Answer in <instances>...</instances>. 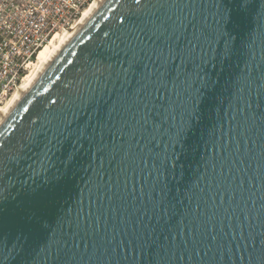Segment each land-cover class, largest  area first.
I'll return each mask as SVG.
<instances>
[{
    "label": "water",
    "instance_id": "1",
    "mask_svg": "<svg viewBox=\"0 0 264 264\" xmlns=\"http://www.w3.org/2000/svg\"><path fill=\"white\" fill-rule=\"evenodd\" d=\"M147 2L167 32L140 23L143 3L102 0L1 121L0 264H129L132 242L145 244L137 264H260L264 0H179L197 11L179 39L171 0ZM203 19L179 77L180 58L168 69L175 91L137 95L161 67L146 48H184Z\"/></svg>",
    "mask_w": 264,
    "mask_h": 264
},
{
    "label": "built area",
    "instance_id": "2",
    "mask_svg": "<svg viewBox=\"0 0 264 264\" xmlns=\"http://www.w3.org/2000/svg\"><path fill=\"white\" fill-rule=\"evenodd\" d=\"M95 0H0V102L55 33L71 28Z\"/></svg>",
    "mask_w": 264,
    "mask_h": 264
},
{
    "label": "snow or ice",
    "instance_id": "3",
    "mask_svg": "<svg viewBox=\"0 0 264 264\" xmlns=\"http://www.w3.org/2000/svg\"><path fill=\"white\" fill-rule=\"evenodd\" d=\"M136 5H141L142 3L144 4V8L141 9V12H144V9L149 8V3L147 2V0H134ZM163 6V5H161ZM155 5L151 4V9L154 8ZM169 9H175L176 11L173 12V15H176L177 12L180 13V15L178 16V22L177 24L172 26V36H174L176 39H179L180 37H184L185 35V20H195L197 11H196V6L195 3L192 4H180L179 0H171V2L168 5ZM190 9L189 11V16L188 17H184L183 13L181 12V9ZM149 12H144V14L146 15V19L142 20L140 23L144 24L145 21L149 24H152L153 27L151 29V34L154 37L159 38L160 35H162L164 32H167L168 30L166 28H164V25L162 24H156L155 21L151 20L149 18ZM123 22V21H122ZM205 24L206 21L203 19L202 21L199 22V26L196 27L194 26V30L192 33V37L191 40L188 41L185 45L184 48L182 49H176L175 47H173V45L169 44L167 46V48L164 47H154V46H148L145 50L146 55L150 56V57H155L156 61H158L161 65V67L159 69H154L150 74H148L147 72L145 73H141V81H144V83L142 84V86L140 88L137 89V95L141 92L146 91V89L148 88L149 85H151L153 88L156 89V92L151 93V95L154 97L157 92L160 89H165L168 90L171 88L172 91H175L176 89V79L173 80H169L168 79V69L169 67L172 65V62L174 59L176 58H180L181 64H180V68H178L176 70L177 72V77H179V75L182 72L183 69V64H184V60L185 58H191L193 53L195 52V48L193 47L194 44H196L197 42L204 40L205 38ZM144 29L143 27H139V26H134L129 33H134L137 35V37H139V34L141 32H143ZM171 38V37H169ZM138 62L137 57L135 54H133V57L129 60L128 62V68L125 69V74H127L128 72H131L133 70V65L136 64ZM97 72H99L101 70V66L99 67H95L94 68ZM151 77H155V80L153 81L151 79ZM242 92L244 91L243 89L241 90ZM145 99H147V97H145ZM162 101H164L163 104L158 105L159 107L163 108V111L168 113L169 115L174 113L175 108L173 105V101L169 100L167 96L161 97L160 98ZM149 103H151L152 101L149 100ZM55 103V101L53 102ZM250 106V105H249ZM140 121H143L144 123H149L150 121L147 118V114L146 113H141L140 115ZM140 121H138L137 123H139ZM118 132H121V129H117ZM129 136L134 135V131H130ZM126 156L128 155L127 153L125 154ZM77 228H79V224H77ZM195 238V237H193ZM241 239L245 240V244L243 247L247 248L249 246V243H251L252 248L256 247V237L255 235H249L248 237H244L243 234H241ZM259 247L261 249V251H264V235H262V238L259 242ZM144 248H145V244L141 243L138 247L135 244V242H132V247H131V261L129 262V264H137V258L139 257L141 262L143 261V257H144ZM113 252L115 253L116 256L120 255V246L117 245V247L115 249H113ZM73 259H75V257H73ZM177 262L179 264V261L181 259H191V257H177ZM249 260H252V255L251 252L249 253ZM260 259V264H264V256L259 257ZM124 260L128 261L129 260V252L127 247H125L124 249ZM90 264V262H89ZM108 264H112V261L109 260ZM117 264H120L119 260H117Z\"/></svg>",
    "mask_w": 264,
    "mask_h": 264
},
{
    "label": "bare ground",
    "instance_id": "4",
    "mask_svg": "<svg viewBox=\"0 0 264 264\" xmlns=\"http://www.w3.org/2000/svg\"><path fill=\"white\" fill-rule=\"evenodd\" d=\"M101 2L102 0H95L84 10V13L79 21H77L71 28L55 33L50 41L40 49L36 62H32L28 66L30 71L26 76H24L21 85L13 94L9 103L0 107V123L9 114L15 104L22 98L26 91L32 86V84L37 80L39 75L46 69L47 66H49L52 60H54V58L59 54L64 46L73 38L82 24L92 14V12H94Z\"/></svg>",
    "mask_w": 264,
    "mask_h": 264
},
{
    "label": "rangeland",
    "instance_id": "5",
    "mask_svg": "<svg viewBox=\"0 0 264 264\" xmlns=\"http://www.w3.org/2000/svg\"><path fill=\"white\" fill-rule=\"evenodd\" d=\"M37 59H34L33 62H36ZM29 68H27V70L25 71V74L27 75L29 72ZM25 75V76H26ZM22 83V82H21ZM21 83L19 84V86L21 85ZM17 90H14L13 92L9 93L4 99L1 100L0 102V107L5 106L7 103H9V101L11 100L13 94L16 92Z\"/></svg>",
    "mask_w": 264,
    "mask_h": 264
}]
</instances>
